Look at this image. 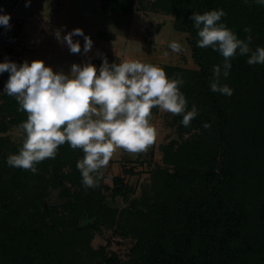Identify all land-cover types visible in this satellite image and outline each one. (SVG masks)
I'll return each instance as SVG.
<instances>
[{"label": "trees", "instance_id": "16d2710c", "mask_svg": "<svg viewBox=\"0 0 264 264\" xmlns=\"http://www.w3.org/2000/svg\"><path fill=\"white\" fill-rule=\"evenodd\" d=\"M101 1L112 13L128 15L138 0ZM142 4L171 17L172 30L188 39L196 69L162 68L169 77H183L181 91L189 109L196 105L197 117L186 127L181 115H173L180 143L164 147V167L151 172L141 196L120 209L106 202L109 193L126 198L124 179L113 177L112 188L100 180L85 188L76 167L79 149L61 145L56 158L40 162L33 174L6 164L21 143L0 137V264H119L108 260L104 247L91 246L101 228L130 241L123 264H264V65L237 56L221 78L233 94L211 91L212 67L223 57L197 47L190 19L193 12L222 8V20L239 38L250 35L254 49L264 46V6L255 0ZM0 101L1 131L7 133L27 114L14 97L0 95Z\"/></svg>", "mask_w": 264, "mask_h": 264}, {"label": "clouds", "instance_id": "9594fccd", "mask_svg": "<svg viewBox=\"0 0 264 264\" xmlns=\"http://www.w3.org/2000/svg\"><path fill=\"white\" fill-rule=\"evenodd\" d=\"M243 2L247 4L249 0ZM255 3L264 6V0ZM226 15L222 8L212 9L193 12L190 19L198 37L197 47H210L223 57L222 64L212 67L211 91L230 97L234 89L222 83L221 78L229 76L232 60L246 56L249 65H264V46L251 48V36L239 38L222 20ZM10 19V14L0 8V26L10 28ZM55 35L71 53L81 52V45L73 36L83 37L85 54L93 46L91 38L79 28L63 36L57 30ZM170 46L177 50L180 47L175 42ZM4 72L9 75L0 95L14 97L18 111L27 114L18 125L21 145L7 156L6 164L35 174L40 162L55 159L59 147L67 143L82 153L76 167L85 188L98 186L101 169L117 149L138 153L153 143V108L181 115V124L186 127L198 115L195 104L188 108L180 74L169 77L161 66L139 59L110 64L103 58L98 69L91 62L74 63L68 74L54 72L41 60L17 64L5 59L0 62V74Z\"/></svg>", "mask_w": 264, "mask_h": 264}, {"label": "rangeland", "instance_id": "374dc122", "mask_svg": "<svg viewBox=\"0 0 264 264\" xmlns=\"http://www.w3.org/2000/svg\"><path fill=\"white\" fill-rule=\"evenodd\" d=\"M27 2L26 7V0H0V8L11 16L10 28L0 26V38L9 44L12 43L11 50H14L12 55L7 48H1L0 53L8 52L11 57L0 54V62L8 59L19 64L25 60L29 63L41 60L54 72L63 71L65 74L70 72L74 63H94L95 60L100 63L103 58L110 64L126 59H139L161 67L196 69L186 35L172 30L171 17L148 11L142 4L143 0H138L136 9L128 15L112 13L109 8L103 6L101 0ZM76 28L91 38L92 51L86 54L83 52L82 36H73V40L79 41L81 45L80 53H71L66 44L58 42L55 35L57 30H60L63 36ZM101 33L106 36H100ZM173 42L180 45L178 50L171 48ZM8 75L7 72L0 74V92L3 91ZM151 122L156 129L152 144L138 153L117 149L108 165L103 168V175L99 180L104 186L112 188V178L119 176L128 187L126 198L113 197L109 193L106 203L112 208L129 206L132 200L138 199L142 189L149 185L151 172L164 167V147L172 141L180 143L178 123L174 121L173 114L157 108L152 110ZM3 124L4 122L0 121V137L20 145V129L12 127L7 133H3ZM123 169H131L132 173L124 174ZM130 244L129 240L114 237L112 230L105 228L95 232L91 240L94 249L104 247L108 260L117 261L119 264L127 261Z\"/></svg>", "mask_w": 264, "mask_h": 264}, {"label": "crops", "instance_id": "0c3cea01", "mask_svg": "<svg viewBox=\"0 0 264 264\" xmlns=\"http://www.w3.org/2000/svg\"><path fill=\"white\" fill-rule=\"evenodd\" d=\"M43 30H44V28H43ZM1 40H3L2 37L0 38V50H1V48H7L8 51L11 52L12 55H13L14 54V50H11L12 43L9 44L7 41H4V40L1 41ZM92 50L93 49H91L90 51H92ZM7 53L8 52L5 53V52L2 51L0 54H6L7 56L11 57V54H9V53L7 54Z\"/></svg>", "mask_w": 264, "mask_h": 264}, {"label": "built area", "instance_id": "2783aa9c", "mask_svg": "<svg viewBox=\"0 0 264 264\" xmlns=\"http://www.w3.org/2000/svg\"><path fill=\"white\" fill-rule=\"evenodd\" d=\"M5 37H7V36H5ZM5 37H3V38L6 39ZM92 64L95 65L97 67V69L100 67V63L97 60H95V62Z\"/></svg>", "mask_w": 264, "mask_h": 264}]
</instances>
